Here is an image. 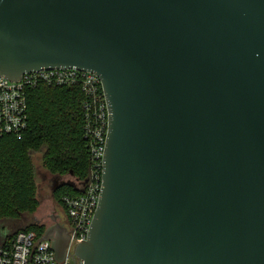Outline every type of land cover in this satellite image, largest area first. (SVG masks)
<instances>
[{
  "label": "water",
  "instance_id": "95a60500",
  "mask_svg": "<svg viewBox=\"0 0 264 264\" xmlns=\"http://www.w3.org/2000/svg\"><path fill=\"white\" fill-rule=\"evenodd\" d=\"M51 68L108 113L82 264H264V0H0V75Z\"/></svg>",
  "mask_w": 264,
  "mask_h": 264
},
{
  "label": "built area",
  "instance_id": "2783aa9c",
  "mask_svg": "<svg viewBox=\"0 0 264 264\" xmlns=\"http://www.w3.org/2000/svg\"><path fill=\"white\" fill-rule=\"evenodd\" d=\"M38 85L78 87L82 100V137L90 165L83 180L73 178L78 194L60 196L67 219L68 243L62 261L55 258L49 240L33 230H17L0 238V264H82L74 255L76 245L87 238L97 207L102 175V156L108 113L100 78L93 72L75 68H51L23 73L18 80L0 75V138L23 135L28 125L27 93Z\"/></svg>",
  "mask_w": 264,
  "mask_h": 264
},
{
  "label": "trees",
  "instance_id": "16d2710c",
  "mask_svg": "<svg viewBox=\"0 0 264 264\" xmlns=\"http://www.w3.org/2000/svg\"><path fill=\"white\" fill-rule=\"evenodd\" d=\"M82 94L78 87L38 85L27 93L28 125L20 139L0 138V221H16L33 214L38 205L33 160L39 157L42 168L51 175H72L83 180L89 171V155L82 137ZM78 191L63 185L52 192L61 209L60 196ZM4 227H0V233ZM43 227L27 223L17 230Z\"/></svg>",
  "mask_w": 264,
  "mask_h": 264
},
{
  "label": "rangeland",
  "instance_id": "374dc122",
  "mask_svg": "<svg viewBox=\"0 0 264 264\" xmlns=\"http://www.w3.org/2000/svg\"><path fill=\"white\" fill-rule=\"evenodd\" d=\"M35 167V184L37 189V196L41 200L40 207H37L36 211L31 215H22L18 221H0V227H5L10 229L12 226L21 227L27 223H33L39 225V220L45 217V214L48 212L49 207L52 205L51 192L49 190L50 177L47 171L42 168L41 161L39 157H35L33 160ZM61 179L66 180L69 178V175L60 176ZM54 203V202H53ZM1 238V233H0Z\"/></svg>",
  "mask_w": 264,
  "mask_h": 264
},
{
  "label": "flooded vegetation",
  "instance_id": "af4514ba",
  "mask_svg": "<svg viewBox=\"0 0 264 264\" xmlns=\"http://www.w3.org/2000/svg\"><path fill=\"white\" fill-rule=\"evenodd\" d=\"M73 178L74 177L70 174L69 178H67L66 180H70ZM66 180L61 179L59 175H51L50 184H49L50 192H52V189L58 183ZM39 226L43 227V232L47 231L48 234L55 239H59L61 241L63 239L65 241L69 237L67 219L59 207H52V206L49 207L48 212L45 214V217L39 220ZM16 229L17 227H15V225L12 226L10 229L4 227L1 233L2 234H7L8 232L11 233Z\"/></svg>",
  "mask_w": 264,
  "mask_h": 264
},
{
  "label": "crops",
  "instance_id": "0c3cea01",
  "mask_svg": "<svg viewBox=\"0 0 264 264\" xmlns=\"http://www.w3.org/2000/svg\"><path fill=\"white\" fill-rule=\"evenodd\" d=\"M38 197V196H37ZM38 200H39V205H38V207H40V205H41V200H40V198L38 197ZM51 200H52V207H59V206H57L56 204H55V202H54V200H53V195H52V192H51ZM54 202V203H53Z\"/></svg>",
  "mask_w": 264,
  "mask_h": 264
}]
</instances>
